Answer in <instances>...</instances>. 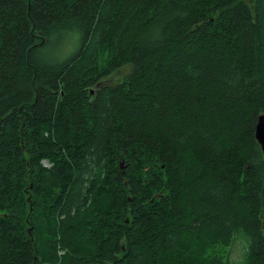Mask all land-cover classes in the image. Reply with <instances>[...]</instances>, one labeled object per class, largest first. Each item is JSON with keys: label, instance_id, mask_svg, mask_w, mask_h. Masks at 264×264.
Returning <instances> with one entry per match:
<instances>
[{"label": "trees", "instance_id": "1", "mask_svg": "<svg viewBox=\"0 0 264 264\" xmlns=\"http://www.w3.org/2000/svg\"><path fill=\"white\" fill-rule=\"evenodd\" d=\"M262 115L264 0H0V264H264Z\"/></svg>", "mask_w": 264, "mask_h": 264}, {"label": "rangeland", "instance_id": "2", "mask_svg": "<svg viewBox=\"0 0 264 264\" xmlns=\"http://www.w3.org/2000/svg\"><path fill=\"white\" fill-rule=\"evenodd\" d=\"M75 44L62 47L59 43H52L50 46H48V52L50 56H53L54 58L62 59L64 57H67L73 50L75 49ZM129 68L125 67L122 68L118 72V76L121 78L124 75H126L129 72ZM44 166H47L46 162H43ZM243 253H244V247L243 244L236 240L234 241L230 247L226 249V256L229 258L230 264H243Z\"/></svg>", "mask_w": 264, "mask_h": 264}, {"label": "water", "instance_id": "3", "mask_svg": "<svg viewBox=\"0 0 264 264\" xmlns=\"http://www.w3.org/2000/svg\"><path fill=\"white\" fill-rule=\"evenodd\" d=\"M255 139L264 157V115L258 117L257 124L255 126Z\"/></svg>", "mask_w": 264, "mask_h": 264}]
</instances>
